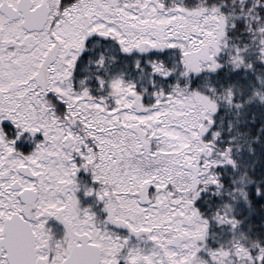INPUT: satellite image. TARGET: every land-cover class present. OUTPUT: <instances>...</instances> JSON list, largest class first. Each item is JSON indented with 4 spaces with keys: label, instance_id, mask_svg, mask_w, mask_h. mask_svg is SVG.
Returning <instances> with one entry per match:
<instances>
[{
    "label": "snow or ice",
    "instance_id": "obj_1",
    "mask_svg": "<svg viewBox=\"0 0 264 264\" xmlns=\"http://www.w3.org/2000/svg\"><path fill=\"white\" fill-rule=\"evenodd\" d=\"M0 264H264V0H0Z\"/></svg>",
    "mask_w": 264,
    "mask_h": 264
}]
</instances>
